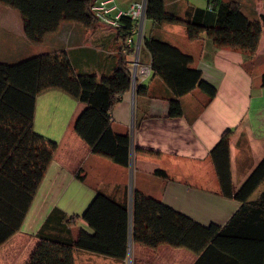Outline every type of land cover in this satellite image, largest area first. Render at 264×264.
I'll list each match as a JSON object with an SVG mask.
<instances>
[{
    "label": "trees",
    "instance_id": "1",
    "mask_svg": "<svg viewBox=\"0 0 264 264\" xmlns=\"http://www.w3.org/2000/svg\"><path fill=\"white\" fill-rule=\"evenodd\" d=\"M94 3L20 0L26 37L40 44L63 23H77L91 30L102 23L92 10ZM146 19L155 25L184 26L190 41L208 39L217 49H230L246 57L256 55L264 29V17L250 21L233 0H208L207 8L189 5L182 17L167 12L164 0H147ZM120 22L122 27L114 40L116 65L101 79L78 74L64 48L13 64L0 62V246L20 231L58 150V143L34 129L39 95L58 90L85 104L74 122L76 134L92 153L130 167L131 135H119L112 129L113 109L121 96L133 89V49L126 44L135 24L127 16ZM144 50L151 56L153 77H159L173 91L167 118L183 117L180 98L196 88L210 101L216 96L217 89L203 79L201 71L191 67L192 56L153 34L144 37ZM134 92L136 96H150L149 88L138 83ZM231 134L225 133L210 152L222 194L240 203L225 226L205 227L139 191L133 192L131 207L98 193L83 216L67 217L57 208L48 215L36 234L39 242L28 264H76L80 250L124 261L130 239L149 249L163 245L185 249L197 256L194 264H264V190L253 197L264 185V158L235 191ZM156 173L167 177L162 171ZM76 176L81 178L78 173ZM80 219L93 229V235L80 230L74 236Z\"/></svg>",
    "mask_w": 264,
    "mask_h": 264
},
{
    "label": "crops",
    "instance_id": "2",
    "mask_svg": "<svg viewBox=\"0 0 264 264\" xmlns=\"http://www.w3.org/2000/svg\"><path fill=\"white\" fill-rule=\"evenodd\" d=\"M138 1L116 0V5L124 11ZM233 1L250 21H262L264 0ZM164 3L167 12L180 17L189 5L208 6V0H164ZM0 12L3 14L0 37L9 31L12 37L29 41L20 0H0ZM149 22L148 36L153 34L192 56L191 67L201 71L203 79L217 89L216 96L210 101L196 88L180 98L183 117L170 119L167 115L173 91L159 77L150 74L144 78L140 74L136 83L148 87L150 96H136L131 90L121 96L112 111L113 131L119 135L130 134L131 145L138 150L131 173L130 167L92 153L76 134L74 122L85 104L58 90L39 95L34 129L58 143V150L20 231L0 246V264H28L39 242L36 234L48 215L57 208L67 217L83 216L98 193L117 203H128L130 207L133 192L139 191L205 227H223L239 210L238 201L222 194L210 152L225 133H232L230 167L235 191L264 158V29L256 55L246 57L230 49H217L208 39L190 41L184 26ZM58 33L61 38L57 47L52 43L51 48L45 37L42 45L48 44L50 50L39 47L15 58L11 53L7 58L2 56L7 52L0 44V53L3 51L0 62L13 64L64 48L78 74L101 79L112 73L116 54L109 47L117 31L98 26L86 30L77 23H63ZM143 53L142 66L149 67L151 56L145 50ZM233 148H237L235 152ZM158 170L167 177L158 175ZM80 230L94 234L82 219L73 230L74 236ZM81 253L125 263V260L84 250L77 251L76 255ZM136 255L134 260L139 264H194L198 259L185 249L167 245L149 249L136 244Z\"/></svg>",
    "mask_w": 264,
    "mask_h": 264
},
{
    "label": "built area",
    "instance_id": "3",
    "mask_svg": "<svg viewBox=\"0 0 264 264\" xmlns=\"http://www.w3.org/2000/svg\"><path fill=\"white\" fill-rule=\"evenodd\" d=\"M109 4H113V0H109L106 2L95 0L94 6L92 8L95 16L103 24L109 25L115 29H119L122 27L120 19L121 17L124 16L131 18L135 24V26L133 27L132 36L128 38L126 44L129 48L133 49L131 70H132V84L134 91L136 81L138 77H140V74H142L144 78H146L151 74V66L149 67L142 66L140 62V53H141V48L143 47L142 45L145 37L144 25L146 22L147 0H143V1L141 0L132 3L127 11L120 10L117 7V5H109ZM129 250H128L127 258L125 259V263L139 264L133 260V258L131 257V252H129Z\"/></svg>",
    "mask_w": 264,
    "mask_h": 264
},
{
    "label": "rangeland",
    "instance_id": "4",
    "mask_svg": "<svg viewBox=\"0 0 264 264\" xmlns=\"http://www.w3.org/2000/svg\"><path fill=\"white\" fill-rule=\"evenodd\" d=\"M100 1H105L106 2V1H109V0H100ZM139 1H141V0H139ZM109 5H116V0H113V4H109ZM126 5H128V2L126 3ZM128 6H127V9H125L124 11H127L131 5L129 7ZM1 17H3L2 12H0V19H1ZM149 24H150L149 20L146 19V22H145V25H144V35L146 34L147 36L150 33L149 32ZM78 25L81 26L80 24H78ZM97 26L98 27H101V28H104V29L106 28V29L110 30V32H114V31L116 32L117 31V29H115V28H113V27H111L109 25H105L103 23H98L95 27H97ZM2 33H3V27H2V31H1V36H2ZM0 38H1L0 39L1 47H3V49L6 50V52H7V55L4 54L2 56H4V57L7 58L8 55H9V53H11V56L15 58V57H19L20 55H23L25 53L26 54L27 53H32L34 50H36V48H39V47H41L42 50H50L52 48L50 46L52 43H54V44H52L53 46L57 47L58 46L57 43H59L61 36H60V34L58 32L46 36V38H47L46 39V42L49 43V46L51 48H48L47 47L48 44L43 46L42 43L36 44V43L31 42L29 39L28 40L30 42L29 41H24L22 39H18L17 37H12V34L9 31H6L3 34V37H0ZM114 39H113V41H112V43H111V45L109 47V50H110V52L116 54L117 53V51H116L117 49H116V45L114 44ZM2 52L3 51H1V53ZM2 56L0 55V59H1ZM6 58L4 60H6ZM144 60H145L144 53L141 51V53H140V62H141V64L144 63ZM236 149L237 148H233V152H235ZM134 159H135L134 146H132V150H131V162H130L131 163L130 164V171H131V173H133V163H134ZM262 190H264V185H261L259 187V189L257 190V192L254 194V197H257L258 194ZM131 205L132 204L130 203V207H131ZM129 246L130 247H128V250L130 249L129 252H131V257L134 260L135 257L137 256L136 255V244H134L133 242L130 241ZM76 264H125V263H120V262H117V261H109V260L104 259V258L99 257V256H96V257L95 256H92V255H89L88 256V255H86V253H81V254H77L76 255Z\"/></svg>",
    "mask_w": 264,
    "mask_h": 264
}]
</instances>
